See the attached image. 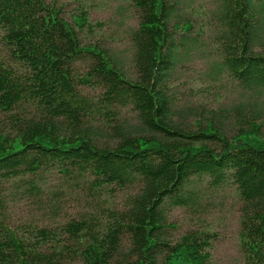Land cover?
Segmentation results:
<instances>
[{"label": "trees", "instance_id": "trees-1", "mask_svg": "<svg viewBox=\"0 0 264 264\" xmlns=\"http://www.w3.org/2000/svg\"><path fill=\"white\" fill-rule=\"evenodd\" d=\"M127 2L133 77L83 42L85 9L71 22L58 0H0V264H218L209 228L174 238L168 218L202 209L205 183L235 186L243 263L264 264L261 114L178 104L173 75L200 48L183 0ZM210 15L215 75L263 97L264 0H217ZM16 195L33 212L13 224Z\"/></svg>", "mask_w": 264, "mask_h": 264}, {"label": "rangeland", "instance_id": "rangeland-1", "mask_svg": "<svg viewBox=\"0 0 264 264\" xmlns=\"http://www.w3.org/2000/svg\"><path fill=\"white\" fill-rule=\"evenodd\" d=\"M217 0H183L180 16L177 19H188L194 26V34L199 33L200 48L181 60L180 66L173 75L171 89L175 101L189 108H227L242 105L248 114H261L264 121V96L259 98L252 92L244 90L237 80L226 73L215 75L214 63L219 59L210 30V11ZM63 8L64 17L73 21V16L85 9L92 29L81 31V39L86 44H98L115 55L127 74L135 75L133 68V45L130 30L137 26L138 17L129 6L127 0H58ZM214 72V73H213ZM92 92L93 90H89ZM128 119L133 120L134 112L125 109ZM192 121V116H190ZM189 120V119H188ZM190 121V120H189ZM187 121V122H189ZM228 132L232 130V122L223 119ZM51 175V174H49ZM52 182H58V176ZM51 182V181H50ZM202 194V209L193 211L188 207H176L169 212V221L173 223L171 235L178 238L189 229H196L200 223L214 233L212 236V260L218 264H244L239 249L240 199L233 184L225 188L211 189L208 184ZM209 188V189H208ZM18 196V195H16ZM121 199V194L117 196ZM30 200L18 196L11 203V223L24 222L31 218L33 206ZM68 212L72 213L71 206ZM32 217L42 222V216Z\"/></svg>", "mask_w": 264, "mask_h": 264}]
</instances>
